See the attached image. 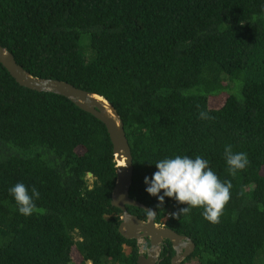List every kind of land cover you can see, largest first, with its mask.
<instances>
[{
	"label": "trees",
	"instance_id": "trees-1",
	"mask_svg": "<svg viewBox=\"0 0 264 264\" xmlns=\"http://www.w3.org/2000/svg\"><path fill=\"white\" fill-rule=\"evenodd\" d=\"M0 46L31 76L115 109L132 157L129 197L192 241L181 264H264V0H0ZM227 145L248 156L235 175ZM175 154L200 155L231 182L219 223L203 208L173 219L187 205L145 191L154 164ZM116 171L100 121L19 86L0 64V264H137L111 206ZM18 182L40 193L27 217L9 194ZM173 256L164 241L157 264Z\"/></svg>",
	"mask_w": 264,
	"mask_h": 264
},
{
	"label": "water",
	"instance_id": "water-1",
	"mask_svg": "<svg viewBox=\"0 0 264 264\" xmlns=\"http://www.w3.org/2000/svg\"><path fill=\"white\" fill-rule=\"evenodd\" d=\"M0 64L19 86L38 93H52L62 96L105 126L112 144L117 169L111 194V206L119 209L122 213L118 228L119 234L126 240L149 242L146 255H143L142 248L140 249L137 264H157L161 245L164 241L170 242L174 251L170 264H181L194 249L189 238L178 235L166 227L156 225L155 217L142 221L130 215L126 210V207H135L144 211L149 208L129 197L133 173L132 157L122 121L115 109L103 97L80 90L66 82L31 76L16 63L12 54L1 46ZM87 176L88 178L92 177L90 173Z\"/></svg>",
	"mask_w": 264,
	"mask_h": 264
},
{
	"label": "clouds",
	"instance_id": "clouds-1",
	"mask_svg": "<svg viewBox=\"0 0 264 264\" xmlns=\"http://www.w3.org/2000/svg\"><path fill=\"white\" fill-rule=\"evenodd\" d=\"M200 115L201 118H207L205 113ZM224 156L231 175L243 170L249 163L247 154L233 152L231 145L225 147ZM154 165L157 170L151 177H144L145 191L150 196L156 197L161 204L164 203L165 198H170L179 204L187 205L178 212L171 213L173 219L188 214L193 208H203L202 215L207 221L219 223L225 205L231 199L232 185L230 181L219 179L207 159L200 155L191 157L175 154L158 160ZM9 194L13 197L19 214L25 217L32 215L36 209L35 201L40 198V193L35 187L29 189L19 182L9 189ZM145 212L148 218L157 215L152 209H146ZM136 242L139 246L138 253L142 248V254L146 255L149 249H145L148 241Z\"/></svg>",
	"mask_w": 264,
	"mask_h": 264
},
{
	"label": "rangeland",
	"instance_id": "rangeland-1",
	"mask_svg": "<svg viewBox=\"0 0 264 264\" xmlns=\"http://www.w3.org/2000/svg\"><path fill=\"white\" fill-rule=\"evenodd\" d=\"M219 104H220V101H216V100H213L212 102H211V105L212 106H214V107H218L219 106ZM143 243V242H142ZM125 251H126V253H128V251H129V249L128 248H125ZM74 259V262L75 263H78V258L77 257H73Z\"/></svg>",
	"mask_w": 264,
	"mask_h": 264
},
{
	"label": "flooded vegetation",
	"instance_id": "flooded-vegetation-1",
	"mask_svg": "<svg viewBox=\"0 0 264 264\" xmlns=\"http://www.w3.org/2000/svg\"><path fill=\"white\" fill-rule=\"evenodd\" d=\"M126 210H127V207H126ZM127 212H128V210H127ZM129 213V212H128ZM131 215V214H130ZM133 216V215H132ZM165 246V245H164ZM162 247H163V245H162Z\"/></svg>",
	"mask_w": 264,
	"mask_h": 264
}]
</instances>
